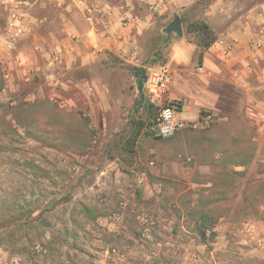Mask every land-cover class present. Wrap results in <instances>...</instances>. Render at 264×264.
<instances>
[{
  "label": "rangeland",
  "instance_id": "obj_1",
  "mask_svg": "<svg viewBox=\"0 0 264 264\" xmlns=\"http://www.w3.org/2000/svg\"><path fill=\"white\" fill-rule=\"evenodd\" d=\"M31 2L55 10L53 0L45 10L39 0H0V264H264V148L243 131L230 142L235 133L213 123L144 133L127 152L130 126L158 110L132 70L149 67L153 51L139 66L104 55L99 77L113 81L111 93L86 96L63 85L58 60L43 63L28 39L12 37L10 15ZM177 12L153 26L159 48ZM112 94L117 108H104ZM139 96L150 114L132 113ZM199 214L214 224L208 246L195 232Z\"/></svg>",
  "mask_w": 264,
  "mask_h": 264
},
{
  "label": "crops",
  "instance_id": "obj_2",
  "mask_svg": "<svg viewBox=\"0 0 264 264\" xmlns=\"http://www.w3.org/2000/svg\"><path fill=\"white\" fill-rule=\"evenodd\" d=\"M49 1L39 0L40 8L45 10ZM163 1L153 13L138 0H53V13L36 12L31 2L25 15H10L8 26L13 38L23 35L28 39L43 63L59 61L62 76L68 73L63 85L82 86L86 96L93 88L100 90L104 99L113 83L99 77L108 73L104 55L133 66L125 53L126 42L137 45L140 57L153 51L154 58L165 51L162 60L150 66L169 70V96L180 104L177 118L182 124L195 123L200 112H211L214 132L217 128L243 131L252 136V147L264 148V0ZM169 10L178 11L172 20L174 15L182 20L179 13L184 12L189 21L201 19L215 41L198 56L199 48L181 30L180 36L165 31L164 45L159 48V36L152 28L158 19L167 20ZM147 37H153L149 43ZM33 62L35 58H31ZM79 69L85 72L84 77L77 75ZM106 106L117 108L116 95H111ZM236 137L235 133L230 142Z\"/></svg>",
  "mask_w": 264,
  "mask_h": 264
},
{
  "label": "built area",
  "instance_id": "obj_3",
  "mask_svg": "<svg viewBox=\"0 0 264 264\" xmlns=\"http://www.w3.org/2000/svg\"><path fill=\"white\" fill-rule=\"evenodd\" d=\"M149 12H158L164 4L163 0H138ZM124 49L128 54L133 65L139 66L140 52L136 44L126 42ZM57 59V55H55ZM149 71L144 81V91L151 104L158 107L157 113L154 115L153 123L150 130L155 137L167 138L172 136L178 129L189 126L190 124H182L178 118V110L180 104L171 99L169 96L171 85V74L164 66L143 67ZM201 70V68H198ZM215 122V116L211 112H203L192 126L200 129L209 127Z\"/></svg>",
  "mask_w": 264,
  "mask_h": 264
},
{
  "label": "trees",
  "instance_id": "obj_4",
  "mask_svg": "<svg viewBox=\"0 0 264 264\" xmlns=\"http://www.w3.org/2000/svg\"><path fill=\"white\" fill-rule=\"evenodd\" d=\"M188 33H194L196 37V41L194 44L199 48L198 51V56L202 54V52L208 48L216 39V37L213 35L212 30L210 27L204 23V22H197L196 19L194 21H189L188 26H187ZM158 60V57H154L150 59V64L156 63ZM132 69V67H131ZM133 74L137 78V86H138V81L142 82V86L144 88V81L146 79V73L144 68H133ZM0 89H1V84H0ZM153 105L151 104H146L144 99L139 96L137 102L134 105V108L132 109V113H135L139 109H143L145 111V114H150V108H152ZM203 112H200V115H202ZM153 116H146L145 120H141V122L134 123L133 126H130L129 134L126 138V144L123 146V148L131 153L134 151V147L136 146V143L139 139V137L142 134H151L147 127L146 131H143L144 128V122L147 123L148 127L153 123ZM33 210H30L32 212ZM1 221V220H0ZM23 223V222H22ZM28 223H31L28 221ZM21 226H24L23 224L17 225V228H20ZM195 232L197 236L199 237V240L202 244L208 246V235L213 236L214 235V224L210 223L206 216L203 214H199L198 219L196 220V227H195ZM208 233V235H207Z\"/></svg>",
  "mask_w": 264,
  "mask_h": 264
},
{
  "label": "water",
  "instance_id": "obj_5",
  "mask_svg": "<svg viewBox=\"0 0 264 264\" xmlns=\"http://www.w3.org/2000/svg\"><path fill=\"white\" fill-rule=\"evenodd\" d=\"M176 32V34H178L179 36L181 35V28H180V19L178 16L174 15V19L172 20V22H170L166 28L167 32H171L173 29ZM142 82L138 81V92L141 93L142 92ZM142 97V96H141Z\"/></svg>",
  "mask_w": 264,
  "mask_h": 264
},
{
  "label": "flooded vegetation",
  "instance_id": "obj_6",
  "mask_svg": "<svg viewBox=\"0 0 264 264\" xmlns=\"http://www.w3.org/2000/svg\"><path fill=\"white\" fill-rule=\"evenodd\" d=\"M173 29V28H172ZM173 31H174V29H173Z\"/></svg>",
  "mask_w": 264,
  "mask_h": 264
}]
</instances>
